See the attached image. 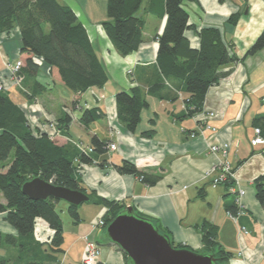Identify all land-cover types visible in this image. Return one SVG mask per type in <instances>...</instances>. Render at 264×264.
<instances>
[{
	"label": "crops",
	"instance_id": "crops-1",
	"mask_svg": "<svg viewBox=\"0 0 264 264\" xmlns=\"http://www.w3.org/2000/svg\"><path fill=\"white\" fill-rule=\"evenodd\" d=\"M62 1L77 12L86 26L109 80L102 87L93 86L77 94L64 84L56 68L43 63L24 90L10 83L11 95L30 122L35 123V129L48 133L62 145L73 142L79 147L89 146L94 134L115 143L116 149L107 154V166L102 167L98 160L81 168L82 185L87 192L95 190L109 200L133 205L138 212L154 219L174 242L198 252H204L199 226L207 220L218 226L217 240L233 254L223 264H264V206L255 189V179L264 174V145L252 144L256 136L254 120L264 116V48L246 55L264 29V0L183 2L190 26L185 35L192 47L200 46L198 32L202 28L217 27L225 42L234 45L239 57L223 67L230 73L209 88L203 110L193 116H185L189 93L184 89L165 80L167 89L159 94L149 91L157 78L163 77L157 53L159 35L167 21L165 0H143L136 13L145 20L143 40L136 51L127 55L117 51L102 25L108 19L107 0ZM234 13H240L236 24L228 20ZM13 34L0 33V73L7 80L10 79L7 62L26 58L20 51L19 31L15 29ZM34 79L40 86L30 87ZM133 86L141 87L149 105L143 109L136 131L130 132L118 120L115 95ZM32 92L31 99L28 95ZM93 107L99 108L104 116L86 127L80 117L84 109ZM66 114L72 116L69 136L58 125H51ZM207 124L216 130L207 128ZM151 129L154 131L150 135L143 134ZM222 142L230 143L227 159L236 176L232 183L214 185L213 180L219 174L216 167L223 156L212 152L210 146ZM124 159L133 160L145 173L161 177L148 185L139 176L121 174L113 164ZM239 187L246 190L242 198L244 213L234 220L228 207L236 204L235 191ZM59 207L61 212H69L68 203L59 202ZM106 211L104 205L86 202L79 206L80 222L69 220L67 225V219L61 215L63 252L57 263L47 264H83L86 236L100 246L99 263L126 264L123 252L102 237L104 228L93 227ZM0 229L16 232L4 220V214H0ZM38 233L45 239L53 231L41 223Z\"/></svg>",
	"mask_w": 264,
	"mask_h": 264
},
{
	"label": "trees",
	"instance_id": "trees-1",
	"mask_svg": "<svg viewBox=\"0 0 264 264\" xmlns=\"http://www.w3.org/2000/svg\"><path fill=\"white\" fill-rule=\"evenodd\" d=\"M188 0H165L167 21L159 35L157 64L160 73L149 91L159 94L167 89L166 81L176 88L184 89L189 96L185 99L187 113L193 116L203 110L209 88L226 77L230 70L223 67L236 62L239 57L234 45L226 43L221 30L217 27H204L198 32L200 46H191L185 31L189 28V13L183 6ZM193 1V0H190ZM143 0H107L108 19L102 25L122 55L136 51L143 40L145 20L136 15ZM240 13L229 17L236 24ZM17 29L21 36V54H25L24 65L19 74L23 78L21 89H25L30 77H35L42 63L56 68L64 84L73 92L82 94L93 86L102 87L109 80L108 71L100 59L86 26L77 12L62 0H0V33L10 34ZM264 48V29L249 47L246 55L255 54ZM37 60L40 61H36ZM25 79V80H24ZM178 83V84H177ZM40 86L37 79L30 87ZM8 90H0V165L8 166L0 171V214L14 227L15 233L0 229V248L6 242L19 248L20 264L57 263L63 252L64 223L57 204L61 201L50 197L36 200L22 192L25 181L41 177L56 185L87 192L82 185L80 170L83 166L99 160L102 167L108 165L109 142L94 134L89 146L79 147L73 142L59 144L46 132L33 128L25 110ZM27 94L28 92L25 91ZM32 99L34 93L28 95ZM119 122L130 132L136 131L141 122V113L149 103L140 86L122 90L115 95ZM104 113L97 107L86 108L80 122L89 127ZM72 116L61 117L56 126L65 135H71L69 125ZM255 127L264 136V116L256 117ZM153 129L143 132L150 135ZM14 157L9 160L10 154ZM121 174L139 176L146 184L153 185L160 174L141 171L136 163L124 159L113 164ZM232 183V181H228ZM256 197L264 206V174L255 179ZM91 202L107 207L102 218L107 225L126 207L125 203L109 200L96 193L87 192ZM4 200V201H2ZM80 206V205H79ZM79 206L68 203V211L74 222H80ZM232 213L238 211L236 204L229 206ZM52 229L53 234L42 239L38 233L40 224ZM202 234L203 249L213 254L218 264L232 257V252L221 246L218 226L207 220L199 226ZM177 248H189L186 244L176 243ZM126 264L127 255L123 252ZM7 260L0 254V264ZM99 263V261L97 262Z\"/></svg>",
	"mask_w": 264,
	"mask_h": 264
},
{
	"label": "water",
	"instance_id": "water-1",
	"mask_svg": "<svg viewBox=\"0 0 264 264\" xmlns=\"http://www.w3.org/2000/svg\"><path fill=\"white\" fill-rule=\"evenodd\" d=\"M22 192L32 199L53 197L77 206L92 199L85 191L56 185L41 177L25 181ZM102 237L124 252L129 264H218L211 253L175 247L156 221L138 212L133 205L123 208L107 224Z\"/></svg>",
	"mask_w": 264,
	"mask_h": 264
},
{
	"label": "built area",
	"instance_id": "built-area-1",
	"mask_svg": "<svg viewBox=\"0 0 264 264\" xmlns=\"http://www.w3.org/2000/svg\"><path fill=\"white\" fill-rule=\"evenodd\" d=\"M35 60L38 62L40 60ZM41 62V61H40ZM24 65L23 60L19 59L16 62H11L8 64V72L10 73V79L5 81L4 77L0 75V90H8L10 89V83L15 84V79L13 77H19L22 80V77L19 75V71L21 67ZM3 77V78H2ZM213 116V113L209 114ZM207 128L212 129L213 131L216 130L215 127L210 125H206ZM256 136L252 140L253 145L263 144L264 145V136L261 134V129L259 127L255 128ZM212 152H219L223 159L219 162V165L216 167L219 170V174L213 180V184L217 185L226 181H233L235 179V170L232 167L231 162L227 159L229 150H230V143L229 142H222V143H215L210 146ZM109 149L113 150L116 149L115 143H109ZM236 205L238 207V211L236 213H232L229 211V215L234 219L238 220V218L244 213V207L242 205V198L246 193V190L242 187H239L236 191ZM105 220L100 218L97 220L96 223L93 224L94 227L104 226ZM242 231H245V228H241ZM86 244L84 249V256H83V263L84 264H97L99 261L100 256V246L98 243L91 241L88 237H85Z\"/></svg>",
	"mask_w": 264,
	"mask_h": 264
},
{
	"label": "rangeland",
	"instance_id": "rangeland-1",
	"mask_svg": "<svg viewBox=\"0 0 264 264\" xmlns=\"http://www.w3.org/2000/svg\"><path fill=\"white\" fill-rule=\"evenodd\" d=\"M17 30V29H16ZM15 31V30H14ZM17 32V31H16ZM12 34H13V32H11ZM15 34V33H14ZM13 34V35H14ZM10 37V36H9ZM19 59H21V58H18V59H15L14 61H10V62H7V64H6V66H8V64L9 63H11V62H16L17 60H19ZM21 60H23V59H21ZM43 64V63H42ZM7 70H8V68H7ZM9 71V70H8ZM9 73V72H8ZM10 74V73H9ZM0 75H2L3 77H4V80L5 81H7V78L5 77V75L4 74H1L0 73ZM20 75V74H19ZM2 77V78H3ZM14 79H15V82L14 83H16V86H18V87H20L22 84H23V81L21 80V79H19V77H13ZM13 84V83H12ZM10 87V86H9ZM31 124H32V126H33V128H35L34 127V122H31ZM52 126L53 125H55L56 126V124H54V123H52L51 124ZM13 157H14V152H12L11 154H10V156H9V160H12L13 159ZM7 167L8 166H2V165H0V171L2 170V171H4V170H6L7 169ZM60 203H62V204H67L66 203V201H64V200H61L60 201ZM59 209V211H60V213H61V215H62V217H63V219L65 220V219H67V225H69V220H71L72 222H73V219H72V217H71V215H70V213L68 212V213H66V212H61V207H59L58 208ZM67 217V218H66ZM103 217V216H102ZM101 217V218H102ZM104 219V218H103ZM97 222V221H96ZM95 222V223H96ZM107 225L106 224H104V226H99V227H103V228H105ZM94 227V226H93ZM87 237V236H86ZM91 241H93V240H91ZM94 242H96V241H94ZM97 243V242H96ZM85 244H86V240H85ZM84 249H85V247H84ZM84 252V251H83ZM0 254L4 257V259H6L7 260V262H6V264H20V262H19V248L18 247H15V246H12V245H9L8 243H6V242H4L3 243V245H2V247L0 248ZM83 256H84V253L81 255V260H82V263H83ZM84 264V263H83Z\"/></svg>",
	"mask_w": 264,
	"mask_h": 264
}]
</instances>
